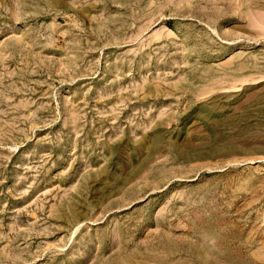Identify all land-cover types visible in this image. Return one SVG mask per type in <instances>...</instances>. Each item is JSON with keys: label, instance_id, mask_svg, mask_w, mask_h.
Listing matches in <instances>:
<instances>
[{"label": "rangeland", "instance_id": "374dc122", "mask_svg": "<svg viewBox=\"0 0 264 264\" xmlns=\"http://www.w3.org/2000/svg\"><path fill=\"white\" fill-rule=\"evenodd\" d=\"M0 264H264V0H0Z\"/></svg>", "mask_w": 264, "mask_h": 264}, {"label": "bare ground", "instance_id": "6f19581e", "mask_svg": "<svg viewBox=\"0 0 264 264\" xmlns=\"http://www.w3.org/2000/svg\"><path fill=\"white\" fill-rule=\"evenodd\" d=\"M250 198V197H249ZM248 200V199H247ZM237 213V212H236ZM226 223V222H225Z\"/></svg>", "mask_w": 264, "mask_h": 264}]
</instances>
